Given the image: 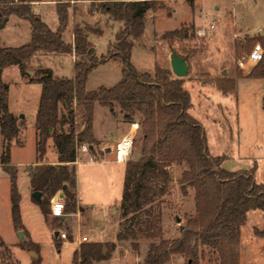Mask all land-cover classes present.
Returning a JSON list of instances; mask_svg holds the SVG:
<instances>
[{"label":"trees","instance_id":"trees-1","mask_svg":"<svg viewBox=\"0 0 264 264\" xmlns=\"http://www.w3.org/2000/svg\"><path fill=\"white\" fill-rule=\"evenodd\" d=\"M34 1L0 0V21L14 14L28 21L30 27L28 43L13 47L0 43V135L3 137L0 164L9 175L10 214L15 229L22 228V221L18 203L20 195L16 186L17 170L11 164L9 150L12 144L23 143L20 135L24 120L13 115L7 103L9 88L2 74L3 69L11 65H17L20 73L28 76V83H38L41 87L34 118L37 162L28 165L25 170L31 193L35 190L41 192L38 201L32 197L31 200L38 204L46 224H51L48 218L49 201L56 192L62 194L64 215L78 209L76 195L72 191L76 186L73 166L77 158L76 150L85 142L91 154L100 152L99 141L92 135L94 104L98 102L113 112V103L125 100L127 103H122L127 110L124 117L130 120L133 101L138 99L147 104L143 110L141 155L125 163L119 209L125 218L130 215V223L123 231H117L116 240L129 239L132 249H137L139 238L146 236L152 239L142 264H165L173 255L184 256L183 264H199L200 258L205 255L204 248L217 254V264H239L240 226L249 209L264 211V184L254 180V169L228 171L221 165L224 160L222 156L209 154L206 132L200 121L189 113L192 103L183 77H176L170 68L160 67L157 63L152 72H139L130 63V51L134 39L143 33L146 12L160 9L164 3L158 0H104L107 4H104L103 12L110 19L123 21L124 26L115 33L112 51L98 56L88 34L99 33V28L92 29L87 23H76L70 30L72 39L66 40L63 32L68 23L69 6L57 5L58 25L52 29L33 12L31 3ZM190 1L193 5V1ZM262 32L246 37L244 44L238 43L236 47L251 48L258 43L264 48V30ZM163 34L166 38L186 35L182 28ZM49 53L73 54V75L58 76L51 68L42 66L40 57ZM112 58L121 60V79L111 87L87 90L85 83L89 73L98 64ZM33 61L36 66H33ZM30 71L32 73L29 75ZM246 76L264 79V52ZM225 79L221 76V81L217 80V87L223 93H228L234 89L235 82L230 78ZM262 98L264 109V96ZM76 116L82 120L81 128L75 122ZM66 124L67 128L64 129ZM50 138L58 153V163L43 164L40 161L46 154V144ZM170 163L186 166L180 182L195 190L194 213L179 230V237L164 238L159 227L160 217L152 216V203L154 195L164 192V187L158 183L167 179V166ZM141 210L144 211V218L136 215ZM53 218L52 223L55 221L57 226L63 221L60 217ZM254 230L257 235L264 236V228ZM21 246L38 250V244L31 241L22 242ZM0 247L9 251L2 240ZM114 248L115 241H84L72 250L71 264L101 262L110 258ZM40 261L36 252L31 264H40ZM10 264L20 263L16 260Z\"/></svg>","mask_w":264,"mask_h":264},{"label":"rangeland","instance_id":"rangeland-1","mask_svg":"<svg viewBox=\"0 0 264 264\" xmlns=\"http://www.w3.org/2000/svg\"><path fill=\"white\" fill-rule=\"evenodd\" d=\"M158 1H162L164 6L146 12L143 33L134 39L130 51L131 65L139 72H152L155 63L160 67L170 68L169 55L172 51L186 57L188 73L183 77V83L192 103L189 113L200 121L206 132L209 154L213 157L222 156L224 160L221 165L228 171L254 169V180L264 184V79L246 76L254 64L248 55L258 43L251 48L236 47L238 43L244 44L246 37L259 35L257 28H264V0H192L193 5L190 0ZM32 3L33 12L40 14L52 29L58 24L57 5L61 3L69 6L68 23L63 32L66 40L72 39L70 30L76 23H87L92 29L99 28V33L88 34L98 56L112 51L115 33L124 26L123 21L110 19L103 12L104 4H107L104 0H35ZM28 23L14 14L10 15L5 25L0 26V43L10 47L28 43ZM179 28L185 30V36L164 37L165 31ZM261 48L264 52V48ZM70 56L49 53L40 57V64L51 68L58 76L71 77L73 61ZM239 60L243 66L239 65ZM34 61L33 66H36ZM120 61L112 58L98 64L88 75L85 83L87 90H97L100 86L111 87L118 82L122 77ZM3 71L2 78L9 88V110L16 116L22 114L21 118L24 120L20 135L23 143L12 144L9 153H12L15 162H30L31 165L37 160L34 118L41 87L38 83H28V76L22 75L17 65L8 66ZM31 73L32 71L28 72L29 75ZM221 76L233 79L234 89L228 93L218 89L217 80L221 81ZM133 102L130 120L124 117L127 110L122 107V103H127L125 100L114 102L112 112L123 119L124 129L130 128L132 121L138 124L133 131L135 141L128 160L137 159L141 155L142 122L145 118L143 110L147 107V104L138 99ZM77 110L79 111L78 108ZM94 113L99 119V106ZM75 122L78 128L82 127L79 116L75 117ZM123 126L115 125L116 128ZM66 128L67 124L64 126ZM110 141H113L112 138ZM2 144L3 137L0 135V152ZM26 167L21 163L15 166L17 185L22 193L18 202L22 221V228L18 230L22 231V240L16 235L18 230L11 219L9 175L0 166V241L4 242L10 252L9 254L0 247V264H10L16 260L20 264H31L36 252L41 258L40 264H71L73 240L80 234H87V241L93 240L88 229L89 218L87 215L81 218L78 231L71 218L57 226L55 221L52 223L54 218L49 215L51 224L44 223L38 204L27 197L29 186ZM185 168L183 164L170 163L167 166V179L163 181L164 184L158 183L164 187V192L153 196L152 216L160 217L159 227L164 238L179 237V230L194 213L195 190L180 182ZM58 194L56 192L50 200ZM119 205L120 202L112 212L106 214L107 224L96 230L107 241L116 242L114 251L109 259L95 264H142L144 260L152 239L142 236L137 249H132L129 239L116 240L117 231H123L130 223V215L126 218L122 216ZM143 212L138 211L136 215L144 218ZM83 214H86L85 211ZM246 214V219L240 226L238 263L264 264V236L257 235L254 230L264 228V211L249 209ZM54 229L65 232L68 238L64 240L59 235L56 237L52 232ZM71 229L73 236L69 234ZM27 241L38 244V250L22 247L21 243ZM75 242L77 247L79 242ZM204 250L205 255L200 258L199 264H217V254L206 248ZM183 261L184 256L173 255L165 264H183Z\"/></svg>","mask_w":264,"mask_h":264},{"label":"crops","instance_id":"crops-1","mask_svg":"<svg viewBox=\"0 0 264 264\" xmlns=\"http://www.w3.org/2000/svg\"><path fill=\"white\" fill-rule=\"evenodd\" d=\"M31 5L33 8L34 3H31ZM35 14L43 21V17L40 14ZM70 55L73 61L74 55ZM98 106L99 109H101V116L99 119L95 117L94 113V110ZM92 118V135H94V137L99 141L98 148L100 152H98L97 155L91 154L90 151L84 152L80 154L77 160L73 163V166L75 168L76 186L74 189H72V191L76 195L78 209L76 212H69L65 214V217H63L62 220L67 221L68 218H71L73 226L78 231L80 228L81 218L84 215H87V217L89 218L88 229L93 238L92 241L100 242L107 241V239L99 236L96 230L102 227L103 224H107L105 216L109 212H112L116 205L120 202L124 185L123 179L125 164L114 160V144L121 137L129 133L130 128L124 129L125 123H122L123 119L120 118L117 114L113 115L109 108L100 105L98 102L94 104ZM118 124H123L124 126L122 128H116L115 125ZM111 138L113 141H110ZM45 153L46 154L44 155L40 163H58V153L56 152L53 140L51 138L48 139ZM10 160L11 164L14 166H16V164L18 163L24 164L26 166L30 164V162H15L12 159V153L10 154ZM35 162H37V160L34 161V163ZM0 166L2 165L0 164ZM2 168L4 169L3 166ZM25 174L27 175V172ZM27 181L29 186L28 175ZM16 186L20 195V201L22 193L20 192V188L17 185V175ZM27 197L29 198V200H31L30 186L28 187ZM84 211L86 214H83ZM97 215L100 216L98 217ZM55 230L56 229H54L52 232H54ZM70 233H72V229ZM84 235L88 237L87 234ZM73 245L74 248H76V242L73 241Z\"/></svg>","mask_w":264,"mask_h":264},{"label":"built area","instance_id":"built-area-1","mask_svg":"<svg viewBox=\"0 0 264 264\" xmlns=\"http://www.w3.org/2000/svg\"><path fill=\"white\" fill-rule=\"evenodd\" d=\"M211 27H213V25H211ZM263 30H264V28L261 26L259 28H257L258 34H260ZM261 55H262V48L259 46V44H255L252 47V50L249 53L248 58H249V60H251L255 63L261 58ZM238 63H239V65L243 66L242 61L239 60ZM137 126H138L137 122H132L131 126H130L129 133H127L126 135H124L123 137H121L119 140H117L115 142L114 148H113L115 161L125 163L128 160L129 155L131 153V147L133 144V140H134L133 131ZM87 151H88L87 143L82 142L76 150L77 158L79 157L80 154L87 152ZM77 158H76V160H77ZM50 202H51V204H50V215L52 217L62 216L64 214V207H65L62 198L57 195V196L53 197L50 200ZM57 235H59V237L61 239H64V240H66L68 238V234H66L65 232H62L60 230H58ZM87 240H88V237L86 235L80 234L73 241L74 242L78 241L79 243H82V242L87 241Z\"/></svg>","mask_w":264,"mask_h":264},{"label":"water","instance_id":"water-1","mask_svg":"<svg viewBox=\"0 0 264 264\" xmlns=\"http://www.w3.org/2000/svg\"><path fill=\"white\" fill-rule=\"evenodd\" d=\"M8 17H4L1 21H0V26H4L6 21H7ZM169 67L171 68L172 73L176 76V77H184L187 75L188 73V67H187V62H186V57L180 55L179 53L172 51L169 55ZM222 74L225 75V72L222 71ZM22 114H19L18 117H22ZM5 169V168H4ZM66 185L63 184V188H65ZM41 196V192L40 191H33L31 193V197L34 198L35 200H39ZM59 197H62V194L59 193L58 194ZM63 217H65V215L63 214L62 216H60L61 219H63ZM54 235L58 234V230H55L53 232ZM17 236H19L20 239H24L22 236V231L18 230V232L16 233Z\"/></svg>","mask_w":264,"mask_h":264}]
</instances>
